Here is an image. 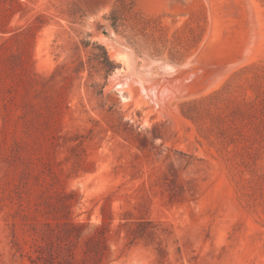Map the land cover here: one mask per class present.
Here are the masks:
<instances>
[{"label":"rangeland","instance_id":"1","mask_svg":"<svg viewBox=\"0 0 264 264\" xmlns=\"http://www.w3.org/2000/svg\"><path fill=\"white\" fill-rule=\"evenodd\" d=\"M252 1L255 55L183 96L217 68L196 58L208 0H0V264H264V0ZM157 58L184 69L163 77ZM134 77L165 88L149 97Z\"/></svg>","mask_w":264,"mask_h":264},{"label":"bare ground","instance_id":"2","mask_svg":"<svg viewBox=\"0 0 264 264\" xmlns=\"http://www.w3.org/2000/svg\"><path fill=\"white\" fill-rule=\"evenodd\" d=\"M209 2H210V15H211V26H210V29H209V32H208V34H207V36H206V39L204 40V42L201 44L202 46H200V48L198 49V53H199V55H200V58H199V56L198 55H192L194 58L196 57L197 58V60H200L201 58H203L206 62H204L205 63V65H209L210 67H212V66H214V65H216L217 66V68L215 69V67H214V69L213 70H211L212 68H209V67H207L206 69H205V67H202L201 65L200 66H196L197 67V69L199 68V69H201L200 67H202V68H204L203 70H205V77L207 78L208 76H213V79H212V77H208L209 79H207V83L203 86L201 83H203L202 81H201V83L200 82H193L194 84H192V81L191 80H188L189 79V77L186 79L189 83H191L190 85H189V83L187 82V81H185V82H187L188 83V88L186 89L187 91H185L184 89V91L186 92V94L185 95H183L182 93H178L176 90V92L177 93H175V94H177L176 95V97H180L179 95H183V96H187V95H191V94H196V93H200V92H202V91H207V89L210 87L211 88V84H213L214 83V85L216 86L220 81H222L223 80V78H224V76H225V74L227 73V72H229L230 70H232L233 68H235L238 64L240 65V63L242 64V63H244V61L246 62V61H248V60H250L254 55H255V53L257 52V50H258V48H259V42H260V39H261V32H260V24H259V20H258V12H257V9H256V7H255V5H254V3H253V1L251 0L250 2H252V7H253V9H254V14H255V18H254V16H251V18L253 17L254 19H252V20H254V21H252V20H250V21H252L251 23H250V25H245L246 23H247V21H248V23L250 22L249 21V19H251V18H249L248 19V17L249 16H247L248 14V11L249 10H247V13H246V9L244 10V11H240V12H238V10L240 9V7L241 6H244L245 5V3L242 1V0H208ZM244 1H248V0H244ZM244 3V5H240L241 3ZM249 2V3H250ZM247 4V3H246ZM249 5V4H248ZM251 6V5H250ZM224 7H226V9L224 8ZM239 8V9H238ZM246 8H247V5H246ZM248 9V8H247ZM249 9H250V7H249ZM243 10V9H242ZM252 14V13H251ZM218 16V18H216ZM223 17H225L226 19H224V20H226V21H222V19H223ZM221 19V20H220ZM222 22V23H221ZM247 23V24H248ZM252 25V26H251ZM251 27V29H249V28H247V27ZM247 50V51H246ZM246 51V55H245V58H244V52ZM119 52V51H118ZM121 52V51H120ZM120 52H119V56H121L120 58H123V60H124V64H125V66L126 67H128L129 66V64H132L133 66H135V60H134V58H133V56L132 57H129L128 56V54H127V56L125 55L126 54V52H121L122 54H120ZM197 52V51H196ZM125 53V54H124ZM197 54V53H196ZM224 54V55H223ZM233 55V56H229V55ZM221 55H223L222 57H221ZM193 57H191L190 59L191 60H193ZM158 59V58H157ZM157 59H155V60H150V61H148V62H146L144 65H142L143 67L144 66H148V67H146V72H148V70L151 72V69L149 68V67H151L152 69L153 68H155L156 67V65L154 64L155 62H156V60ZM190 59H188L189 61L187 62V63H189L190 64V62H192ZM203 59H201L202 61H200V62H202V64H204L203 63ZM158 60H160V61H158V66L159 67H157V69L159 70V68L161 69H163V71H164V74L162 75L161 74V76H163V77H168V76H174V75H176L177 73H178V71H180V70H182V69H184L183 67L182 68H179V69H177L176 70V67H177V65H175L174 66V64L172 65L166 58H159ZM195 60V59H194ZM196 62V61H195ZM199 62V61H198ZM186 63V64H187ZM197 63V62H196ZM189 64H187V66H189ZM200 64V63H199ZM151 65V66H150ZM191 65V64H190ZM178 66H180V65H178ZM186 66V67H187ZM204 66V65H203ZM132 67V66H131ZM130 67V68H131ZM181 67V66H180ZM129 68V67H128ZM129 68V69H130ZM132 68H134V67H132ZM145 68V67H144ZM148 68V69H147ZM189 68V67H188ZM191 68V67H190ZM188 69V71L190 70L191 72H193V70H191V69ZM139 69H142L141 67L139 68ZM156 69V70H157ZM193 69V68H192ZM195 69V68H194ZM197 69H195L196 71H197ZM131 70V69H130ZM155 70V71H156ZM174 70H175V72L176 73H171V71L172 72H174ZM194 70V71H195ZM202 70V69H201ZM135 71H137V70H135ZM134 71V72H135ZM141 71V70H140ZM143 71V70H142ZM141 71V72H142ZM145 71H143L145 74H147ZM153 71V70H152ZM155 71H153L154 73H155ZM183 71V70H182ZM195 71V72H196ZM117 72H118V70H117ZM132 70H131V74H130V76L131 77H133V75L135 74ZM138 72V71H137ZM142 72V73H143ZM150 72H148V74L147 75H149L150 74ZM157 72V71H156ZM161 73H162V71H160ZM160 72H158L157 73V75H155L156 77L157 76H159L160 77V75H158ZM195 72H193V75H195L194 73ZM126 73V72H125ZM125 73H123V75L125 74ZM152 73V72H151ZM183 73V72H182ZM141 73L139 72V74L138 75H140ZM186 74V73H185ZM199 74V73H198ZM117 75H119V73H117ZM126 75V74H125ZM135 75H137V73L135 74ZM134 75V76H135ZM138 75L136 76L138 79H139V77H138ZM142 75V74H141ZM151 75V74H150ZM149 75V76H150ZM154 75H153V77H154ZM197 75V74H196ZM200 75H202L203 77H204V75H203V73L201 72V74ZM199 75V76H200ZM129 76V75H128ZM201 76V77H202ZM119 77H120V75H119ZM121 77H123V76H121ZM120 77V78H121ZM125 77V79L123 80V82H125L124 84H127L126 85V87H124V84H122L123 85V87H122V85H121V83H119L121 86H120V88L119 89H121V91H126V90H128V89H130V87H133L132 85H130V81H129V79L130 78H128L127 76H124ZM136 77H134L135 79H136V82H134L133 80H134V78H131V79H133L132 81L134 82V83H136V84H138L139 86H141L142 87V89H147L146 88V83L148 82V81H146V82H142V81H139V80H137V78ZM144 76L142 75V78H143ZM152 77V78H153ZM159 77H157V78H159ZM117 78H118V76H117ZM141 78V77H140ZM145 78V77H144ZM143 78V79H144ZM148 78V77H147ZM156 78V79H157ZM160 78H162V77H160ZM162 79H164V78H162ZM162 79H158V80H162ZM119 80V79H118ZM146 80V79H145ZM148 80V79H147ZM158 80H157V82H158ZM184 80V79H183ZM193 81H194V79H192ZM122 81V80H121ZM154 81V80H153ZM166 81V80H165ZM178 81V80H177ZM191 81V82H190ZM196 81V80H195ZM120 82V81H119ZM122 82V83H123ZM152 82V81H151ZM155 82V81H154ZM164 82V81H163ZM149 83H150V81H149ZM161 83V82H160ZM164 83H166V82H164ZM182 83H184V82H182ZM145 84V85H144ZM158 85L157 86H155L156 88L159 86V83H157ZM147 85H148V83H147ZM151 86H152V84H150ZM153 85H154V83H153ZM209 85H211V86H209ZM149 87V85H148V87H149V89L151 90V92H150V90H149V92H148V94L147 95H149V97H150V95H154L155 96V92L157 91V94H159L160 92H162V90L161 89H164L165 88V86H164V88H162L161 87V89H159V91H158V89L157 90H153V92H152V87L154 88V86H152V87ZM209 86V87H208ZM122 87V88H121ZM208 87V88H207ZM138 90L137 91H139L140 90V88L137 86L136 87ZM209 88V89H210ZM123 89V90H122ZM175 89V88H174ZM174 89H172L173 91H174ZM131 90V89H130ZM129 90V91H130ZM169 91V90H168ZM171 91V90H170ZM159 92V93H158ZM164 92V91H163ZM139 93V92H138ZM171 94H172V91L170 92ZM161 94V93H160ZM165 94V93H164ZM170 94V96H169V94L168 95H164V96H167L166 97V99L168 98V96L169 97H171L172 95ZM174 94V93H173ZM175 94L172 96V98L174 97V99H172V98H170V100L169 99H164L163 98V100H164V103H165V101H166V105H165V107L166 108H163V104H162V110H161V112H163L164 113V111H165V113H166V110L167 111H169L170 109H173V108H175L176 106H177V100H178V98H175ZM153 96V97H154ZM159 96V95H158ZM160 96H162V95H160ZM160 96H159V98H157L158 100H161L162 101V97L160 98ZM152 98V97H151ZM125 99V98H124ZM154 100L156 99V98H153ZM152 99V101H154ZM172 99V100H171ZM158 100H155V102L154 103H156V101H157V103H158ZM145 101H147V100H145ZM161 103V102H160ZM162 103H163V101H162ZM159 104V103H158ZM177 108V107H176ZM160 109V108H159ZM171 111H173V110H171Z\"/></svg>","mask_w":264,"mask_h":264}]
</instances>
